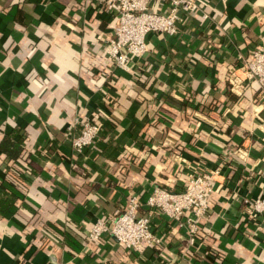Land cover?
I'll use <instances>...</instances> for the list:
<instances>
[{
  "label": "crops",
  "instance_id": "0c3cea01",
  "mask_svg": "<svg viewBox=\"0 0 264 264\" xmlns=\"http://www.w3.org/2000/svg\"><path fill=\"white\" fill-rule=\"evenodd\" d=\"M199 3L208 19L182 12L176 35L148 33L121 70L103 50L116 19L96 2L0 0V264H264V211L244 202L264 200V101L256 83L228 82L264 50V0ZM76 119L99 126L81 152ZM214 170L193 242L159 212L161 242L140 252L87 241L130 195Z\"/></svg>",
  "mask_w": 264,
  "mask_h": 264
},
{
  "label": "built area",
  "instance_id": "2783aa9c",
  "mask_svg": "<svg viewBox=\"0 0 264 264\" xmlns=\"http://www.w3.org/2000/svg\"><path fill=\"white\" fill-rule=\"evenodd\" d=\"M96 2L102 9L112 13L116 19L113 35L107 40L103 50L114 66L128 70L134 59L141 58L147 51L145 36L148 33H161L169 36L179 32L178 22L181 13L187 15L200 13V18L208 19L199 0H168L166 12L154 8L155 0H85ZM158 5V4H157ZM232 90H238L246 83L257 84L262 102L264 101V50L256 48L249 58H241L239 67L228 77ZM240 90V89H239ZM79 124L72 131L69 143L74 152H81L90 146L99 133V126L90 120H75ZM208 173L190 174L181 191H171L154 187L142 202L130 195L123 209L108 224L96 219L87 234V241H95L109 234L126 249L140 252L143 244H159L160 238L153 232L151 213L177 221L187 231L190 242L196 238L199 220L209 208L208 197L214 191V175ZM256 214L264 211V200L256 198L244 200ZM144 209V211L142 210ZM184 218V219H183Z\"/></svg>",
  "mask_w": 264,
  "mask_h": 264
},
{
  "label": "trees",
  "instance_id": "16d2710c",
  "mask_svg": "<svg viewBox=\"0 0 264 264\" xmlns=\"http://www.w3.org/2000/svg\"><path fill=\"white\" fill-rule=\"evenodd\" d=\"M4 144H6V143H5V142H4V143H3V142L1 143V147H0V148H1L2 150H3V146H4ZM12 146H13V150H11L10 153H9L8 155L11 156V157L13 156L12 159H14V158L16 157L15 155L18 154V153L20 152V151H19V150H20V147H19L18 145H15V144H13ZM10 154H11V155H10ZM13 154H14V155H13Z\"/></svg>",
  "mask_w": 264,
  "mask_h": 264
}]
</instances>
